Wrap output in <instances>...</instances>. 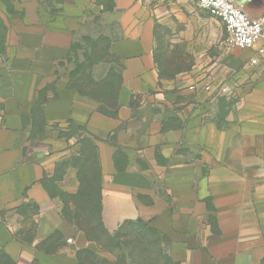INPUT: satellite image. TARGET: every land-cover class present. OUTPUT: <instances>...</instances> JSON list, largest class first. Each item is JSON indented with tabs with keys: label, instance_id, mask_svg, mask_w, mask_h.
Masks as SVG:
<instances>
[{
	"label": "crops",
	"instance_id": "1",
	"mask_svg": "<svg viewBox=\"0 0 264 264\" xmlns=\"http://www.w3.org/2000/svg\"><path fill=\"white\" fill-rule=\"evenodd\" d=\"M235 1L264 16V0ZM81 35L107 41L103 68L116 71L122 92L114 111L61 73ZM225 36L197 0H0V229L34 232L2 239L15 264H79L82 249L103 257L64 217L61 194L78 193L76 162L89 145L101 168L100 222L111 233L138 220L167 236L181 264H263L264 52L251 65L262 43L227 49ZM161 44L196 56L191 81L211 73L214 87H237L238 108L222 123L176 109Z\"/></svg>",
	"mask_w": 264,
	"mask_h": 264
},
{
	"label": "rangeland",
	"instance_id": "2",
	"mask_svg": "<svg viewBox=\"0 0 264 264\" xmlns=\"http://www.w3.org/2000/svg\"><path fill=\"white\" fill-rule=\"evenodd\" d=\"M226 36L224 37L223 45L230 49L226 44ZM184 48H170L161 44L157 49V58L161 76L169 81L168 84L171 90L177 92L178 106L176 109L182 110L185 107L191 106L208 112L209 117L216 122L222 123L229 115L230 111L238 108L239 98L236 95V88L232 86L230 92L222 93L220 88L226 86L224 82L221 85L212 84V79H209V74H206L199 80L191 81L194 76L193 67L197 65V58L190 53L181 52ZM107 41L105 39H95L90 36H78L74 42L71 52L60 61L61 73L69 77L72 85L80 91L92 94L101 98L109 104H114L116 97L121 96V88H118L119 78L115 70L107 73L104 69L107 66L106 61H111L112 58L107 54ZM102 63V64H101ZM101 67L100 70L94 71L95 67ZM104 67V68H103ZM107 73V75H106ZM103 77L104 81L99 80ZM195 78V77H193ZM198 82H204L201 85ZM212 85L211 90L204 89V85ZM235 85V84H234ZM194 87V88H191ZM196 87V88H195ZM193 89L192 92L187 89ZM198 89H201V96H198ZM209 92L210 94H208ZM182 93V94H181ZM200 93V92H199ZM117 94V95H116ZM200 112V111H199ZM208 117V118H209ZM24 214L20 215L24 218L27 211V206L24 205ZM15 209V207H12ZM1 217V216H0ZM21 217V218H22ZM148 234L150 244L144 247L132 248L131 239L122 236L114 240L104 239L102 247V258L95 261V256L89 254L90 264H109V256L117 260V264H181L176 261L171 255L169 243L166 239L160 237L154 232L144 229ZM23 234L25 238L30 239L34 232L11 231L0 229V264H15L3 252L1 247L2 239L8 234ZM85 238H81L84 242ZM75 239L73 238V242ZM134 252V259L130 256ZM22 264H40L38 262L24 261Z\"/></svg>",
	"mask_w": 264,
	"mask_h": 264
},
{
	"label": "trees",
	"instance_id": "3",
	"mask_svg": "<svg viewBox=\"0 0 264 264\" xmlns=\"http://www.w3.org/2000/svg\"><path fill=\"white\" fill-rule=\"evenodd\" d=\"M118 88H120V80H119ZM88 95L94 96L92 94H88ZM117 99L118 97H116L114 104H109L103 99L101 100L105 103V105L108 108L114 111ZM84 154H85L84 158L82 159L83 161L78 160L76 162L79 168V177H80V187L78 193L72 196L71 195L65 196L63 193H61L62 197L64 196L65 198L64 217L71 224L75 225L81 232H83L88 240L97 241L101 247L104 246L103 243L104 239L114 240L117 239L119 236L120 237L125 236L131 239L130 241L134 251H136L135 248H138L140 246L141 247L148 246L150 244V240L148 239L149 238L148 234L145 233L144 229L154 232L159 236V238L162 237L166 239L169 243L167 236L160 234L158 230L151 227L148 223L142 221L132 220V219L125 220L119 226V228L115 230L113 233H111L105 227L104 224L101 225L100 222V211H101V200H102L101 168L99 165L98 156L92 146L89 145V147L85 149ZM48 188L49 190L53 191V193H58V188L54 183V181H49ZM70 202L73 203L75 209H71ZM91 207L93 212L89 213L88 211L90 210ZM61 238L62 236L59 232L53 234V239L60 240ZM47 249L51 250L52 248L47 247ZM89 254L95 256L96 258L95 261L98 262V259L100 257L97 256L95 252H92L87 249H82L79 255V264H90L88 262ZM5 255L7 256L6 253ZM7 257L9 258V256ZM130 258L131 260L134 259V252L131 254ZM97 262L95 264H97Z\"/></svg>",
	"mask_w": 264,
	"mask_h": 264
},
{
	"label": "built area",
	"instance_id": "4",
	"mask_svg": "<svg viewBox=\"0 0 264 264\" xmlns=\"http://www.w3.org/2000/svg\"><path fill=\"white\" fill-rule=\"evenodd\" d=\"M200 7L210 14L219 17L227 30L226 44L231 48H252L261 42L262 46L257 49L255 55L250 58L251 65H259L260 56L264 52V16L252 18L246 12L244 5L235 0H197ZM204 89H212V85H204ZM194 88V87H191ZM196 88V87H195ZM220 92L229 93V87L222 86ZM68 243L73 238H67Z\"/></svg>",
	"mask_w": 264,
	"mask_h": 264
}]
</instances>
